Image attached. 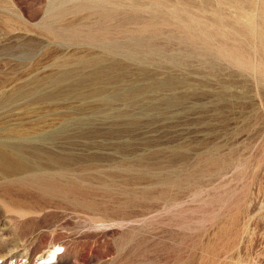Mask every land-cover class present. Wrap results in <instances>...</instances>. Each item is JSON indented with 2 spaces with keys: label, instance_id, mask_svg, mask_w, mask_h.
I'll use <instances>...</instances> for the list:
<instances>
[{
  "label": "rangeland",
  "instance_id": "obj_1",
  "mask_svg": "<svg viewBox=\"0 0 264 264\" xmlns=\"http://www.w3.org/2000/svg\"><path fill=\"white\" fill-rule=\"evenodd\" d=\"M94 58L105 103L59 80ZM13 147L69 163L0 173V264H264V0H0Z\"/></svg>",
  "mask_w": 264,
  "mask_h": 264
},
{
  "label": "bare ground",
  "instance_id": "obj_2",
  "mask_svg": "<svg viewBox=\"0 0 264 264\" xmlns=\"http://www.w3.org/2000/svg\"><path fill=\"white\" fill-rule=\"evenodd\" d=\"M250 1L251 0H243L244 6L249 4ZM236 8L242 9L243 7H236ZM239 29L242 33H247L249 30L245 26H242V28ZM254 33H256L258 37L263 36V34L261 35L260 29L256 30V32ZM82 64L84 66L90 67L89 69L90 71H88L82 77L75 79V78H71L70 76L62 75L59 78V80H65V79L68 80L67 83L69 84L67 85L68 87L67 94L68 95L71 94L75 87L82 86L84 85L83 83L87 81L86 82L87 85L90 86L88 90V94L100 100L101 102L105 103L107 101L106 98L108 97L107 95H105L107 92L106 85L112 81L119 82L121 81V79H124V76L122 75V69L124 68V66L122 65V63L120 64L117 61H111L107 64H104L102 63V60L100 58H94L88 61H84L82 62ZM98 82L102 84L99 85L97 84ZM185 84H187L186 80L177 81L172 76V74L171 75L169 74L163 80H159V82H157L156 84H153L152 82L149 85L146 84L141 88L133 87L134 89L131 90L132 88H130L129 92L127 89L126 95H120L121 97L118 98L122 100H126L132 97L143 98L144 96H146V92L150 89L159 88V89H167L172 91L177 85H185ZM54 95L55 94L52 93H46L43 94L42 96L43 98L47 99V98H52ZM169 95L172 96L169 97L168 100L165 97L167 100L165 101L167 102V105H171L173 103H176L177 101L182 102L180 100L185 98L184 95H180V96H175L173 94H169ZM13 148H15L16 151L15 150L14 151L17 152L16 155L14 152V156H7L5 153L0 151V173L2 174H9V173L20 174V173H25L27 171L29 172L37 171L44 168L65 167L66 164L69 163V161H67L66 159H62L57 156H52L47 154L44 158H42L40 154L37 152L30 151V154L27 155L26 153H23L24 151L22 149L20 150L16 147Z\"/></svg>",
  "mask_w": 264,
  "mask_h": 264
}]
</instances>
